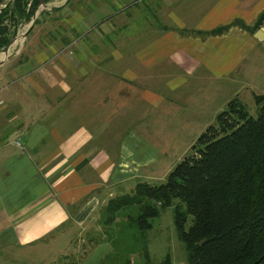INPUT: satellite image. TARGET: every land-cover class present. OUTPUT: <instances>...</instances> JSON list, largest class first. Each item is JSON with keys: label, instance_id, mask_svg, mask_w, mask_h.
Here are the masks:
<instances>
[{"label": "crops", "instance_id": "1", "mask_svg": "<svg viewBox=\"0 0 264 264\" xmlns=\"http://www.w3.org/2000/svg\"><path fill=\"white\" fill-rule=\"evenodd\" d=\"M70 1L56 10L66 7ZM147 1H150L149 6L144 4ZM122 2L124 6L118 19L108 16L102 21L109 22L108 31L100 30L101 26H90L87 44L94 38L109 44L107 37L116 32L119 49H125L133 38L140 37V30L137 35L127 31L131 27L139 28L141 20L145 23L142 29L149 34L152 32L151 42L133 57L115 51L112 58L93 56L94 65L104 62L91 72L92 78L100 77L101 85H93V82L71 85L73 80L88 75L77 61L90 51L85 49L81 53L86 45L83 43L75 55L66 47L70 43L65 39L64 50L54 59L44 61L41 55L17 68L27 69L28 65L33 68L24 76L27 85L21 87L20 92L21 95L28 92L31 101L47 99L43 106L31 103L42 120L32 118L30 113L17 120L13 116L11 120L9 114H5L9 106L2 96L10 93L12 84L0 87V251L47 248L65 238L69 246L58 253L65 260L63 264H87L89 257L99 254L101 245L108 243V232H115L111 230L124 222L126 226L134 224L133 219L140 214V208L132 204L111 214L109 204L133 195L139 183H148L143 179H152L163 158L162 152L145 143L139 133L124 137L111 133V120L117 110L136 93L138 86L134 84L141 86L143 81L153 79L163 85L156 92L143 93L140 99L155 110L153 114L145 113L148 117L142 128L154 129L162 125L158 118L174 119L180 107L184 111L193 103H199L198 94L202 93L204 98L210 90L220 92L235 85L237 72L250 58L264 57L263 44L238 26H232L223 34L205 35L236 20L253 25L264 12V0ZM60 19H52L51 26L56 27ZM78 20V13L65 14L60 25L76 33ZM57 45L58 40H51V49L61 48ZM132 45H136L135 40ZM51 49L44 46L43 52ZM43 56L45 58V54ZM111 63L120 68L119 77L128 80L126 85L114 88L104 85L105 77L116 74L110 69ZM5 76L0 73V83ZM188 77L197 80L188 81ZM112 103L114 110H111ZM15 104L23 108L19 98ZM77 117L85 121L72 123ZM8 130L11 133L7 138L4 133ZM121 231L118 227V235H113L112 243L120 242ZM75 241L76 247L73 246ZM112 252L107 253L106 260ZM133 254L140 256L141 252Z\"/></svg>", "mask_w": 264, "mask_h": 264}, {"label": "rangeland", "instance_id": "2", "mask_svg": "<svg viewBox=\"0 0 264 264\" xmlns=\"http://www.w3.org/2000/svg\"><path fill=\"white\" fill-rule=\"evenodd\" d=\"M68 1L69 0H52L50 3H43L36 10V18H32L27 23H15L11 20L5 22V25L9 28L11 38L15 42L9 51L10 58L8 64L0 69V73L6 75L0 83V87L4 88L12 84L10 93L2 96L5 105L9 106L8 112L5 114L8 113L11 120L13 116H16L13 118L17 120L20 119L21 116L22 118L26 117L29 113L32 114V118L36 120L40 119V114H37V110L35 112V110L32 109L31 103L34 102L37 105L40 104L43 106L47 100L46 98H39L35 101H31L29 100L31 95L28 92L21 95L20 88L27 85L24 76L27 74V71L33 70L32 66L30 67L29 65L27 69H17L19 68L18 65L23 64L26 60L29 62L32 58L41 55L44 61L54 59L61 50H64L66 46L64 43L66 42L65 39H67V41L69 40L70 43L66 47H70V50L75 52V55L77 52H80L83 43H85L86 45L83 46L84 49H82L81 53H84L83 51L88 49L90 54L87 55L85 52V56H79L80 58L77 62L79 67L85 68L89 73H87L88 75L85 77L74 78L75 80L73 81L71 79L69 80L73 82L71 85L73 84L72 86L74 87L91 85V82H93V85H101L102 83H100L99 80L100 77L96 78L95 76L92 78L91 72H95V70L101 67L100 63L104 65V62L102 61L94 65L93 61H91L93 56L97 55L99 59L112 58L113 52L115 51L120 55H130L133 57L139 50L143 49L151 42L150 38L152 32L149 34L142 29L145 23L141 20L143 25L141 23L139 28L135 27L136 29L134 30V27H131V29L127 31L129 34L134 33L137 35L140 30V37L133 38L132 40V42L134 40L136 41V45H132L131 42L129 47L120 50L117 44L116 32H112V34L107 37L110 42L109 44H106V41H102L100 38H94L88 45L87 36L91 29L90 26H93V28L101 26L100 30L108 31L110 28L109 22L105 21L102 23V21L108 16H119L124 4L122 0H103V4H101V0H71L66 7L56 10ZM135 1L138 2L139 0ZM149 2L150 1L144 3L145 6H149ZM144 10H146V8ZM76 13H78L79 17L78 23L80 22L77 27L78 31L76 33H70L67 27L60 25V20L65 14L74 16ZM146 15H144L143 18H146ZM54 18L60 19L59 22L56 23V27L51 26V21L52 19L54 20ZM116 19H118V17ZM147 26H145L146 29L148 28ZM29 29H32V31L25 37ZM47 33L49 35H47ZM54 39L58 40L57 47L61 48L51 49V40ZM60 43H62V45ZM44 46H47V48L51 50L43 52ZM5 52L6 48L0 51V61L6 58ZM42 53L45 54V58ZM15 54H19V56H14ZM113 58L116 60L115 57ZM13 62L15 63L14 65L12 64ZM245 65L246 66H243L239 72H237L235 78L237 83L235 85L227 89H222L220 92L210 90L208 95H204V98H202V93L198 94L200 97L199 103H193L184 111H182V107H180V110L176 109L178 112H175L174 119L172 117L166 120L158 118V122L162 120V125H156L153 127L154 129H152V127H147L143 130L145 127L144 124L146 123L145 118L148 117L145 113L148 114L149 111L153 114L155 110L151 109L150 106H147L140 99L143 97V93L147 91L156 92L161 89L163 85L159 82H157V85L153 79L143 81L141 86H139V84H134L138 86L136 87V93L133 97L130 96L131 99L126 101L125 105L117 110L114 116L116 120H114V118L111 120L112 125L110 129L111 133L122 137L139 133L145 140V143L154 145L153 147L158 152H162L163 158L160 160L159 168L156 169V173L152 179H143L145 182L157 186L165 183L168 174L177 164L184 158L193 154V145L207 128L216 125L217 116L228 108V104L231 101L239 99L246 107L248 113L252 117L258 118L261 106L257 104L254 96H264V57L255 56L250 58ZM61 66L64 70L66 69L64 63ZM109 66L116 74L110 75L109 78L105 77L103 80L105 81L104 85L110 88L126 85V81L128 80L119 77V75L121 76V72L119 71L120 68L113 63ZM125 70L127 69L125 68ZM187 80L193 81L197 80V78L188 77ZM111 96L113 97V95ZM18 98L23 108H18L16 106L15 103ZM114 107L115 104L112 103L111 110H114ZM156 116L157 115H155V117ZM83 118H86V116ZM83 118L77 117L75 119L73 118L71 121L77 124V122H84L85 119L82 121ZM42 119L43 118L40 120ZM47 119L49 118L47 117ZM140 128H142V132ZM10 133V130H8L4 134L8 138ZM174 207L175 205L165 208L158 217L151 219L152 228L148 231L140 230L136 223H127L126 226L124 222L121 225H116L111 230L115 232H108V243L101 245L102 248L99 254L91 255L87 264H139V261H142L143 264H163L166 260H169L171 264H188L187 251L179 238L174 222ZM133 214L136 216L137 212L134 211ZM191 223L192 217L190 216L187 222V229L190 227ZM118 227L122 230L119 235L120 242L114 244L112 243L113 235H118V232H116ZM68 246L69 242L64 238L60 243L52 244L47 248L36 247L27 251L18 249H8V251L2 250L0 251V264H63L65 260L58 253H61V251ZM73 246L76 247V241L73 243ZM39 248L42 249V252H37ZM110 252H112V254L106 260L105 257L107 253ZM134 252H141V254L140 256L134 255Z\"/></svg>", "mask_w": 264, "mask_h": 264}, {"label": "trees", "instance_id": "3", "mask_svg": "<svg viewBox=\"0 0 264 264\" xmlns=\"http://www.w3.org/2000/svg\"><path fill=\"white\" fill-rule=\"evenodd\" d=\"M51 1L14 0L4 9L0 51L12 41L7 20L22 23L27 18L29 22L40 5ZM263 25L264 12L253 25L236 20L205 35L223 34L232 26L254 35ZM254 98L261 106L258 118L239 99L231 101L217 116L216 125L207 128L193 145V154L177 164L165 183H139L133 195L113 200L109 213L137 205L140 214L133 221L148 231L151 219L175 205L174 222L188 264H264V96Z\"/></svg>", "mask_w": 264, "mask_h": 264}, {"label": "water", "instance_id": "4", "mask_svg": "<svg viewBox=\"0 0 264 264\" xmlns=\"http://www.w3.org/2000/svg\"><path fill=\"white\" fill-rule=\"evenodd\" d=\"M13 1H14V0H4V1L0 4V13H1L4 9L8 8L9 6H11L12 3H13ZM35 18H36V15L33 16V19H35ZM24 22L27 23V18L24 20ZM32 26H33V24H32ZM30 31H31V29L28 30V32L25 34V37L28 36V34L30 33ZM254 36H255V38H256L258 41H260V42L263 44V47H264V27H261V28H260V29L254 34ZM14 42H15V41L12 40V41L10 42V44L6 47V52H5V56H6V58H5L4 60H1V61H0V66L3 65V64H4V63L10 58L9 51H10V48L12 47V45H13ZM204 242H205V241H203V242L201 243V245H203Z\"/></svg>", "mask_w": 264, "mask_h": 264}, {"label": "built area", "instance_id": "5", "mask_svg": "<svg viewBox=\"0 0 264 264\" xmlns=\"http://www.w3.org/2000/svg\"><path fill=\"white\" fill-rule=\"evenodd\" d=\"M37 12H38V11H37ZM16 144H17L18 146H21L20 141H17Z\"/></svg>", "mask_w": 264, "mask_h": 264}]
</instances>
